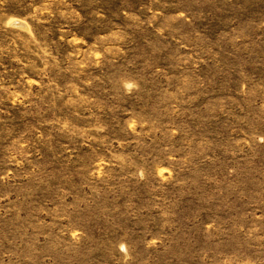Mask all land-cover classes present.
<instances>
[{
    "label": "rangeland",
    "instance_id": "rangeland-1",
    "mask_svg": "<svg viewBox=\"0 0 264 264\" xmlns=\"http://www.w3.org/2000/svg\"><path fill=\"white\" fill-rule=\"evenodd\" d=\"M0 264H264V0H0Z\"/></svg>",
    "mask_w": 264,
    "mask_h": 264
}]
</instances>
